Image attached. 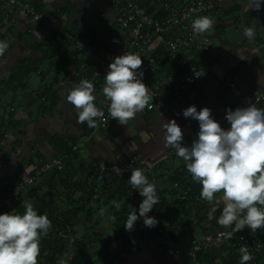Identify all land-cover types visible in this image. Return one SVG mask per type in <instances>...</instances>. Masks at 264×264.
<instances>
[{"label":"crops","instance_id":"0c3cea01","mask_svg":"<svg viewBox=\"0 0 264 264\" xmlns=\"http://www.w3.org/2000/svg\"><path fill=\"white\" fill-rule=\"evenodd\" d=\"M27 1L34 4L36 10L49 22L31 24L29 20H22L16 26H11L9 31L13 38L5 41L8 48L0 54V166L4 168V172H0V194L9 192L19 177L30 175L40 159L64 158L65 171L60 181L51 179L53 175H46L23 193L21 200L23 203L27 201L35 205L37 204L35 198H45L43 205L51 210L48 216L51 222L54 221V214L59 216L76 209L78 216L73 221L75 240H79L77 236L80 235L86 242L90 236L86 234L88 231L91 232L90 225H93V219L94 223L109 220L107 217L113 212L112 200L120 199L119 205L127 214L132 208L138 209L143 200L137 190L129 184L119 185L101 177L93 180L91 164L93 162L120 164L128 157L136 156L145 162L158 161L162 165L160 175L171 172L181 176L185 167L182 158L177 165L176 163L172 165L165 159L167 152L172 149L165 147L163 143V123L175 119L182 129L184 144L193 142L199 125L191 118V122L186 126L183 120L175 118L169 112L145 110L127 124L116 123L109 130L98 129L99 118L95 128H88L86 123H77V110L65 101V95L67 90L79 82L76 71L81 63L87 62V53L78 52L74 47H70L68 52L71 53L69 54L71 64L66 72H63L56 59L52 61L45 58V55L50 53L63 30L72 29L74 34L79 35L80 29L84 26L86 30L84 36L88 32L99 35L105 30L107 34H118L113 14L107 0ZM215 1H221L222 6L217 11L204 15L212 19L213 26L201 34L212 39L211 51L206 54L188 55L192 65L210 67L213 78L190 88L185 94V103L174 104V108L182 113L193 105L198 111L207 107L211 114L221 104L240 107L239 101L232 93L213 87L215 79L225 77L235 68L243 72L240 83L243 92L259 90L264 93V78L258 82L260 75L264 74V41L259 37L249 41L242 32L241 9L248 0ZM146 5L151 14L161 19L163 13L159 0H151ZM102 15H106L104 20L101 19ZM243 15L246 30L250 31L256 17L264 20V0H254L251 5L245 7ZM258 29L259 22L255 25V31ZM152 53L159 60L164 77L178 73L175 55L159 46L157 41ZM91 55L95 61L98 60L96 55ZM44 62L48 65L45 70H41ZM28 70L37 73L38 81L31 83L30 79L28 80ZM18 75L21 80L19 82ZM46 89L51 90L47 96H43ZM94 95L98 107L104 102V97L99 93ZM259 107L264 108V102ZM77 144L81 146L77 152H73L72 148ZM33 189L38 190L37 196ZM89 190L98 193L100 199L95 201L87 198ZM158 196L163 206L161 210L150 212V215L162 226L165 222L161 215L172 211L171 207L175 204L171 183L158 182ZM16 206L17 201H13L9 207L1 210L0 214L11 212ZM220 208V195L217 194L213 200L215 215H211L201 228L195 226L189 229L182 226L178 228V234L182 230L193 231L191 236L181 238L178 243L169 239L168 235L163 241L142 244L144 241L141 240L138 247L131 249L129 253H117L112 257L116 258L117 264H171L167 256L169 249L182 247L190 238L200 241L208 234L224 231L218 223L217 227L213 226L214 217L220 216ZM113 219L115 221L112 223L115 224L118 221L117 216ZM54 228L55 223L51 224L48 232ZM249 230L245 228L237 233L243 236ZM95 240L99 246L103 244L101 240L97 238ZM240 247L234 241L226 240L223 248L211 250V259L215 258L216 264H233L231 256L235 253L240 255ZM259 263L264 264V258L259 259Z\"/></svg>","mask_w":264,"mask_h":264},{"label":"clouds","instance_id":"9594fccd","mask_svg":"<svg viewBox=\"0 0 264 264\" xmlns=\"http://www.w3.org/2000/svg\"><path fill=\"white\" fill-rule=\"evenodd\" d=\"M212 26L208 16L194 19L191 25L194 35L203 34ZM7 48L8 44L0 41V54ZM142 63L139 54L124 52L113 58L104 76L102 92L108 115L119 125L127 124L151 99L150 88L142 82ZM262 78L264 74L259 83ZM95 91L94 84L84 79L65 95V101L77 110V123H86L88 128H95L97 119L105 116L96 106ZM182 115L198 122L196 138L190 145L184 144L182 129L173 119L163 123V143L182 158L192 181L201 186L202 200L212 202L220 195L217 223L225 230L221 234L231 239L245 228L252 232L264 228V108L249 102L246 107L227 110V129L221 127L207 107L198 111L195 105L189 106ZM127 182L143 200L138 213L131 207L124 229L132 232L141 219L145 227H155L156 218L148 215L159 203L155 183L140 168L132 170ZM113 204L119 209V203ZM23 209L0 214V264H38L41 238L48 234L51 221L47 214H38L31 202L25 201ZM229 228L231 231H227ZM239 252V264L252 260L248 246H241Z\"/></svg>","mask_w":264,"mask_h":264},{"label":"built area","instance_id":"2783aa9c","mask_svg":"<svg viewBox=\"0 0 264 264\" xmlns=\"http://www.w3.org/2000/svg\"><path fill=\"white\" fill-rule=\"evenodd\" d=\"M164 19H159L150 13L146 5L148 0L141 2L135 0H107V4L114 17V25L118 36L110 39L107 52L98 51L90 45L75 41L72 37L68 39L74 43L78 52H86L98 57L96 62H83L76 71L79 81L87 79L94 84L95 93L103 96L102 88L104 76L109 64L114 57L123 55L124 52L139 54L143 63L141 71L144 73L143 83L150 88L151 99L145 107V111H163L171 113L175 118L183 120L186 126L190 118H184L182 112L174 108V104H183L186 101V92L207 79L213 78L212 69L208 66H194L188 59V55L206 54L211 51L212 39L201 34L194 35L192 21L200 16L210 14L221 8V1L215 0H159ZM106 15H102L104 20ZM22 20H29L31 24L48 23L43 15L35 8L34 4L27 0H0V41H7L13 38L9 29L16 26ZM105 25V22H104ZM59 31L60 29L57 28ZM62 33V32H61ZM157 41L158 45L167 52L175 55L177 59L178 73L164 77L161 67L152 51ZM198 75V76H197ZM243 79V72L235 68L223 78L214 80L215 89H224L239 101L240 107H246L249 102L256 103L259 107L264 102V93L259 90L243 92L240 83ZM104 97V96H103ZM105 116L99 119V130H109L118 123L108 115L107 102L98 106ZM237 107L219 105L212 113V117L222 128H229L226 120L227 110H235ZM80 144L73 146V152H77ZM166 161L170 164L180 160L172 149L167 152ZM93 180L105 178L117 184L126 183L131 172L135 168L143 169L150 182L155 183L158 194V182L171 183L172 194L175 201H186L189 199L193 181L191 177H182L174 180L175 174L165 172L160 175L162 165L156 161H142L136 156H130L120 164L107 162H93L90 166ZM4 168L0 166V172ZM65 171L64 158L40 159L37 166L30 175L19 177L14 187L5 194H0V211L9 207L13 201H20L23 193L35 186L46 175L62 177ZM87 198L99 200L100 196L92 190L87 193ZM156 237L163 241L166 233L158 227ZM225 231V230H224ZM217 232L206 235L202 240L192 239L185 247H173L168 250L167 256L171 264H196L199 255L206 254L214 248L221 249L225 240H232L237 246H248L252 260L248 264H260L259 259L264 258V230L255 232L249 230L245 235L235 233L231 239H226ZM231 231V230H227ZM147 242H153L148 234L144 235Z\"/></svg>","mask_w":264,"mask_h":264},{"label":"trees","instance_id":"16d2710c","mask_svg":"<svg viewBox=\"0 0 264 264\" xmlns=\"http://www.w3.org/2000/svg\"><path fill=\"white\" fill-rule=\"evenodd\" d=\"M149 2H151V0H148L146 4H148ZM164 17L165 15L163 14L160 18L164 19ZM84 32H86L84 26L80 29L79 35L74 34V30L72 29L69 31L63 30L62 33L59 34V37L56 39L52 49L50 50L49 55H45V58H49L52 61L58 59V62L61 65L63 72H66L67 67H69V65L71 64V56L67 54L68 52L67 48L69 43L74 44L68 39L67 36L72 37L75 41L82 42L84 44L86 43L87 45L92 46L98 51H103V52L104 51L107 52L109 50L108 43L110 39L118 36L117 33L107 34V30L103 31V33L99 35L96 34L95 32H88L84 36ZM157 61L159 62L158 59ZM27 72H28L27 76L28 75L30 76V74L32 73V71L30 70H28ZM24 80H22V83L24 82ZM19 81H21L20 75H18V82ZM50 90L51 89H46L45 92L43 93V96H47ZM185 144L190 145L191 143L189 142ZM182 172L183 173L181 176L175 175L174 180L177 181L179 178L182 177H191V175L187 172L186 167H184ZM51 179H59L60 181L61 178H57V176L54 174ZM124 184L127 185L128 182L126 181V183ZM200 187L201 186L198 183L194 182L192 193L189 199H187L186 201H178V200L174 201L175 204H173L171 207L172 211H170L169 213H163L161 215L163 221L165 222V224H163L162 226L156 224L155 227L148 228L145 227V225L143 224V220L141 219L137 221L134 230L132 232H128L123 227L128 216L126 210L124 208L122 209V206H120L119 209H117L115 205H113V209L116 215L120 217L121 229L116 233H114V236H112V238H108L109 241L107 240V242H103V246L99 251V257L96 262H92L87 254H80L76 256L72 261H70L71 264H97V263L114 264V259L112 258L114 254L117 253L123 254L124 252L129 253L130 250L133 249V246L131 244L132 239L141 238L142 241L147 242V240L144 239V235L148 234L149 237L152 239V241H157L158 239L156 237V233H157L156 230L159 229L158 227L162 228L163 231L166 233V235H168V238L173 240L175 243H178V240L180 241L181 238L184 237L186 238V236H191L193 231L182 230L178 234L179 231L178 228L182 226V228L189 229L191 225L201 228L202 225L210 219L211 215L214 214L213 201L208 202L200 198L199 195ZM33 192L36 195L38 190L33 189ZM35 200L37 204L33 206L35 210H37L38 214H47V216H49L51 210L46 209L45 205H43L44 202L46 201L45 198L43 199L35 198ZM114 201H116L117 203H121L120 199ZM126 204L124 205L126 206ZM162 206L163 203L159 202L154 206L153 210H157V209L161 210ZM16 210L19 212L24 211L22 200L17 201ZM153 210L151 211L152 213L154 212ZM122 211H124V213H122ZM137 213H138V209H137ZM148 215L151 217L150 213ZM77 216H78V212L76 211V209H73V211L69 210L67 212L66 218L60 220L54 217V221H52L51 224L55 223V228L52 231L48 232L46 236L41 238L40 256L38 257L39 264H59L57 261V258L59 256L65 257L72 249V247L77 246L79 248L81 246L82 241L75 240V234L73 230L74 227L73 221ZM217 219L218 218L214 217L213 226L217 227ZM61 225L64 227V229L60 228ZM67 239L73 240V243L71 245L67 244L66 242ZM192 239L195 238H190L188 241ZM85 243L91 248L92 243L90 241L86 240ZM186 245L187 243L182 247H185ZM210 254L211 251L206 254L199 255V259L196 264H216L215 258L211 259ZM239 260H240L239 253H235L234 255L231 256V261H234L232 262L233 264H239Z\"/></svg>","mask_w":264,"mask_h":264},{"label":"rangeland","instance_id":"374dc122","mask_svg":"<svg viewBox=\"0 0 264 264\" xmlns=\"http://www.w3.org/2000/svg\"><path fill=\"white\" fill-rule=\"evenodd\" d=\"M70 47L71 48L74 47V49H76L74 44H70L69 43L68 48H67L68 51H69ZM67 54H71V53L70 52H67ZM81 54H85V53H81ZM86 60L89 61V62H96L94 60V57L91 54H89V53H87V55H86ZM56 61L58 62V59H56ZM47 65H48V63L47 62H44L41 65V70H45V68L47 67ZM28 80L31 83L32 82L35 83L36 81H38V75H37V73L32 72L31 77H29V75H28ZM230 96H232V95H230ZM175 163L177 165L179 163V160L176 161ZM172 165H174V164H172ZM111 211H113V212L111 214H109V216L107 217L109 219L108 221L107 220H105V221L103 220L102 222L99 221V222L94 223L93 221H95V219H93V221H92L93 225L92 226L90 225L91 232L89 233V231H88V233L86 234V235H89L90 234V236L88 237L87 240L92 243L91 244V248H90V246L86 245L85 240L81 239L80 238V235H79V236H77V238L80 241H82L81 246L79 248L76 247L74 249H71L69 251V253L65 257L59 256L57 258L58 263L59 264H71L70 261H72L76 256H78L80 254H87L88 257H89V259L92 262H96L98 260V257H99V251H100L101 247L103 246V244L101 246H99V244L96 242L97 240H95V238H97L99 241L101 240L102 242H107V240L109 241L108 238H112V236H114V233H116L115 231H119L121 229L120 217H118V215H115L116 213H115V211L113 209ZM54 216L56 218H58V219L61 220L63 218H66L67 213H64V214L59 215V216H56L54 214ZM116 216H117V220L118 221L115 222V224H114L112 222L115 221V219H113V218H115ZM191 226H193V225H191ZM60 228L64 229V227L62 225L60 226ZM114 229H116V230L114 231ZM103 236H105V237H103ZM66 242H67V244H70L71 245L73 243V240L67 239ZM95 242H96V244H95ZM140 242H141V238L132 239L131 240V244L133 246V249L137 248L138 245L140 244ZM142 244H146V242L144 241ZM113 259H114V264H117L116 258L114 257Z\"/></svg>","mask_w":264,"mask_h":264},{"label":"water","instance_id":"95a60500","mask_svg":"<svg viewBox=\"0 0 264 264\" xmlns=\"http://www.w3.org/2000/svg\"><path fill=\"white\" fill-rule=\"evenodd\" d=\"M254 2V0H248L246 3H244V5L242 6V9H241V26H242V32H243V35L245 36V38L247 40H254L256 39L257 37H259L260 39H263L264 41V33H263V26H264V20L263 18L261 17H256L253 21V27L250 29V31H247L246 30V27H245V22H244V15H243V12L245 10V7L248 6V5H251L252 3ZM259 22V29L258 31L256 32L255 31V25L256 23Z\"/></svg>","mask_w":264,"mask_h":264}]
</instances>
